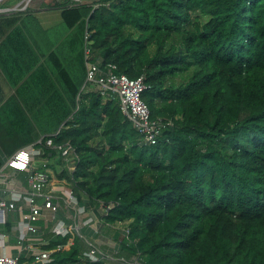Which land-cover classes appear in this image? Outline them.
I'll list each match as a JSON object with an SVG mask.
<instances>
[{
	"label": "trees",
	"instance_id": "obj_1",
	"mask_svg": "<svg viewBox=\"0 0 264 264\" xmlns=\"http://www.w3.org/2000/svg\"><path fill=\"white\" fill-rule=\"evenodd\" d=\"M95 3L57 9L69 29L87 22L92 61L144 75L153 118L174 125L146 143L118 98L80 91L51 55L79 106L38 159L59 156L75 195L129 232L97 261L80 236L50 234L47 264H264V0ZM50 138L76 149L75 170Z\"/></svg>",
	"mask_w": 264,
	"mask_h": 264
},
{
	"label": "rangeland",
	"instance_id": "obj_2",
	"mask_svg": "<svg viewBox=\"0 0 264 264\" xmlns=\"http://www.w3.org/2000/svg\"><path fill=\"white\" fill-rule=\"evenodd\" d=\"M83 3L84 0L0 1V141L6 150L15 144L31 146L56 134L77 111L79 98L73 97L61 79L51 55L58 57L80 91L92 89L86 82L87 22L75 29L57 24L42 35L37 23L29 18ZM14 17L17 22L5 26ZM79 36L80 41L74 43Z\"/></svg>",
	"mask_w": 264,
	"mask_h": 264
},
{
	"label": "crops",
	"instance_id": "obj_3",
	"mask_svg": "<svg viewBox=\"0 0 264 264\" xmlns=\"http://www.w3.org/2000/svg\"><path fill=\"white\" fill-rule=\"evenodd\" d=\"M95 1L84 0V3ZM34 16L45 30H50L57 24L64 23L61 10L38 13ZM23 148L25 147H19L15 144L13 149L6 150L0 141V152H2L3 158L11 157ZM13 151L15 152L13 153ZM3 158L0 160V197L14 201L16 197L25 195L30 191V173L12 170L6 165L8 160L3 163ZM49 162L52 182L47 191L53 196L58 209L52 210L44 207L42 215L35 223L37 230L31 231L27 229L31 214L30 207L26 200L17 199V208L8 209L5 211L4 217L3 215L2 218L0 216V253L18 255L27 264H33L36 262L38 254L42 251H48L45 249L50 243L47 238L48 235L55 233L58 236L66 237L68 234H75L80 236L86 244H95L104 250L112 259L113 254L121 249L122 241L126 235V224L107 222L104 217L108 209L102 202H93L87 197L80 200L74 191V196H71L70 191L73 190L71 182L67 180L68 178L61 176L64 164L60 157L56 156L51 160L49 159ZM39 203L43 204V199ZM60 225L78 227V230L71 228L68 234H58L56 229ZM23 235H25L24 238H22ZM73 243L74 238L71 237L64 247H70Z\"/></svg>",
	"mask_w": 264,
	"mask_h": 264
},
{
	"label": "built area",
	"instance_id": "obj_4",
	"mask_svg": "<svg viewBox=\"0 0 264 264\" xmlns=\"http://www.w3.org/2000/svg\"><path fill=\"white\" fill-rule=\"evenodd\" d=\"M90 33L87 32L86 40L88 47H86V56L88 58L87 70V85L91 90L100 93L105 99L118 98L120 100L122 112L133 123L135 129L144 137L146 143L156 145L159 141L163 130L170 128L174 125L172 120L165 121L163 119H154L149 104L144 98L145 92L149 89L144 75L138 78H131L125 73L118 72V66L115 63L104 64L102 61L91 60V43ZM38 144L43 145V139L38 141ZM36 144L25 147L15 152L9 159L6 165L14 171H27L29 172V183L31 186L30 191L25 195H20L14 201H8L0 197V216L4 217V213L8 209H16V200H26L30 207V216L27 229L36 231L35 223L42 215L43 208L57 210L58 205L55 203L53 196L47 191L52 182V175L49 167V159L38 158L44 154L43 147L39 148ZM46 146L54 148L56 151L61 152L62 156L67 161L73 163L69 166L70 170H75L74 161L78 157L76 149L70 144L54 145L52 138L48 139L45 143ZM70 195L74 196L73 190ZM43 199V204L39 201ZM77 229L78 227H68L60 225L57 227L58 234H68L70 229ZM127 232L128 228L126 229ZM129 234V233H128ZM25 235L22 236L24 238ZM89 256L93 261L100 258H109L107 253L100 249L95 244H90ZM42 260L44 264L51 262V252L42 251L36 256V261ZM0 264H27L22 261L18 255H8L0 253Z\"/></svg>",
	"mask_w": 264,
	"mask_h": 264
},
{
	"label": "water",
	"instance_id": "obj_5",
	"mask_svg": "<svg viewBox=\"0 0 264 264\" xmlns=\"http://www.w3.org/2000/svg\"><path fill=\"white\" fill-rule=\"evenodd\" d=\"M0 1H2V0H0ZM33 264H44V262L42 260H38V261L34 262Z\"/></svg>",
	"mask_w": 264,
	"mask_h": 264
},
{
	"label": "clouds",
	"instance_id": "obj_6",
	"mask_svg": "<svg viewBox=\"0 0 264 264\" xmlns=\"http://www.w3.org/2000/svg\"><path fill=\"white\" fill-rule=\"evenodd\" d=\"M87 33V32H86Z\"/></svg>",
	"mask_w": 264,
	"mask_h": 264
}]
</instances>
